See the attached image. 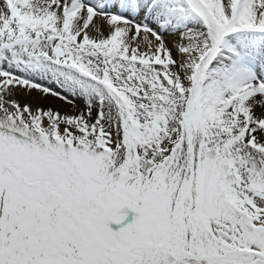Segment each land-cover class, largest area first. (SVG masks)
<instances>
[{
	"label": "snow or ice",
	"instance_id": "6c2138e0",
	"mask_svg": "<svg viewBox=\"0 0 264 264\" xmlns=\"http://www.w3.org/2000/svg\"><path fill=\"white\" fill-rule=\"evenodd\" d=\"M0 264H264V0H0Z\"/></svg>",
	"mask_w": 264,
	"mask_h": 264
},
{
	"label": "rangeland",
	"instance_id": "374dc122",
	"mask_svg": "<svg viewBox=\"0 0 264 264\" xmlns=\"http://www.w3.org/2000/svg\"><path fill=\"white\" fill-rule=\"evenodd\" d=\"M122 211L127 212V216L125 217V221L123 223L130 222L133 216L135 215V213L129 209H123ZM110 226L113 227L114 229H117L120 227V225H117L115 223H111Z\"/></svg>",
	"mask_w": 264,
	"mask_h": 264
}]
</instances>
